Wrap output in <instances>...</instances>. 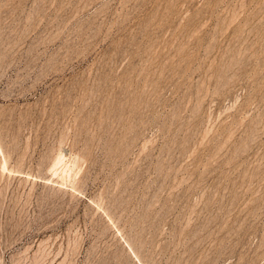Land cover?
<instances>
[{"label": "rangeland", "instance_id": "1", "mask_svg": "<svg viewBox=\"0 0 264 264\" xmlns=\"http://www.w3.org/2000/svg\"><path fill=\"white\" fill-rule=\"evenodd\" d=\"M0 264H264V0H0Z\"/></svg>", "mask_w": 264, "mask_h": 264}, {"label": "bare ground", "instance_id": "2", "mask_svg": "<svg viewBox=\"0 0 264 264\" xmlns=\"http://www.w3.org/2000/svg\"><path fill=\"white\" fill-rule=\"evenodd\" d=\"M63 156V155H62ZM62 160V159H61ZM63 162V161H62ZM58 165V164H57ZM67 170V169H66ZM61 174H63V173H61Z\"/></svg>", "mask_w": 264, "mask_h": 264}]
</instances>
